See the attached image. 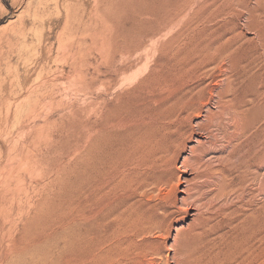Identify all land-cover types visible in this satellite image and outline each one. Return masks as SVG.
Here are the masks:
<instances>
[{"label":"rangeland","instance_id":"374dc122","mask_svg":"<svg viewBox=\"0 0 264 264\" xmlns=\"http://www.w3.org/2000/svg\"><path fill=\"white\" fill-rule=\"evenodd\" d=\"M32 1L25 18L26 44L20 48L17 38L16 52L0 64L2 77L8 76L0 79V110L4 115L9 100L7 126L23 143L30 129L22 118L30 109L33 133L44 126L46 140H35L33 146L39 160L36 171L27 174L29 162L18 161L25 183L34 186L36 202L28 217L21 213L14 244H4L0 264H176L175 255L192 249L197 233H209L211 239L232 237L235 210L250 220L264 211V157L257 162L259 169L243 165L237 171V160L230 166L229 176L239 177L238 198L231 187L215 190L214 181L197 193L198 180L187 165L202 148L207 150L203 160L210 158L208 164L218 166L217 153L232 131L229 100L235 94L264 103V0ZM22 9L12 0H0V34L17 28ZM168 111L174 114V126L166 130L165 147L156 156L159 166L153 171L140 168L142 189L129 200L131 158L141 157L140 142L148 127L158 134L156 120L163 122ZM83 119L99 132L93 178L105 200L96 209L104 214L109 209L116 216L133 202L152 217V226L158 222L156 229L133 238L135 244L143 243L142 251L107 254L108 241L99 242L103 228L94 231L83 222L90 213L80 196ZM111 161L114 169L107 179ZM16 191L24 199L23 189ZM199 200L203 204L198 206ZM51 209L61 219L36 234V225L45 223ZM113 215H104V223ZM242 230L237 233L242 235ZM259 238L261 243L251 240L252 245L239 242L238 255L230 246L228 258L241 260L245 246L253 251L259 245L264 261V228Z\"/></svg>","mask_w":264,"mask_h":264},{"label":"bare ground","instance_id":"6f19581e","mask_svg":"<svg viewBox=\"0 0 264 264\" xmlns=\"http://www.w3.org/2000/svg\"><path fill=\"white\" fill-rule=\"evenodd\" d=\"M32 2L34 3V1L32 0H12V3L15 6H18L23 9L20 10V14L18 16L19 22H18V26L16 25L17 28H14L11 34L9 33L5 35L0 34V64L2 60L7 59L9 57V54H13L14 52H16V50H14L15 47L14 41H16L17 38L21 40L20 48H23L24 45L26 44L25 42L26 37L24 36L25 20H26L25 18L30 16V7ZM5 70L7 71L8 68L6 67ZM7 77H8L7 75L2 77V72L0 71V79H6ZM11 94L13 95V93ZM27 103L30 104V101L27 100ZM6 105L7 106L5 108V111L3 109L4 115L3 112L0 110V258L4 244L7 242L14 244L15 235L18 232L19 223L24 219L23 216L21 218V213L22 215H24L25 218L28 217L29 213L34 207V203L36 202V196H35L36 193L34 190V186L31 185V183L28 184L25 183V176H23V174L20 171V168L18 166V161L19 160L21 161L22 159H26L27 162H29V167L26 170L27 174L34 172V170L36 171L39 166L38 163L39 160H38L37 152L35 151L33 146H35V140L36 141L39 140L38 144H41V142L44 143L46 140L45 139L46 134L44 133V126H39L37 128V133L36 134L33 133L34 128L32 129L30 123L28 122L31 118L30 109L24 114L22 118V121H24L23 122L24 127L26 124V127H28L27 129H30V131L26 135V140L23 143L17 140V138L14 137L15 135H13V132L11 130L12 128L9 126L11 128L10 129L7 126L8 117H9L8 115H10L9 106L11 105L9 100H7ZM17 105L18 104L15 105V109L19 106ZM229 108L230 111L232 109L234 113V115L231 117V124H230L232 131L228 132V134L225 135V139H226L225 147H223L221 151L218 150L219 153H217L218 155L216 156V161L218 166L215 167L212 164H208V159L210 158H207V162H205L206 160H203L204 159L203 157L207 150L202 148L201 149L199 148L198 151L199 153L197 152V154L195 155V159H193V163L192 164L187 163V165L195 173V178L193 179L198 180V183L196 182L194 186V189L197 190V193L201 189H203V187L206 184H209L210 182L213 183L214 181L215 190H219L220 188L225 190L226 188L231 187L233 193H235L236 197L238 198L239 177L237 175L230 177L227 172H230V168L234 165L235 160H237V163L234 169H237L238 171L239 168L243 167V165H245L246 168H250L253 165H257L258 160L264 157V112L261 113L262 111L261 109L264 108V103L260 102L258 105L254 101V99L253 100L250 99L249 101H247V99H245V97H243L241 94H235L231 99V101L229 100ZM18 112L19 111L15 110V112L12 114L14 120L17 119L16 116H18ZM173 118H174V114L168 111L166 115L163 116V120H164L163 122L160 123L158 119L156 120L157 121L156 127H158L157 128L158 134L153 133L154 129L152 126L148 127L149 132L147 133V137L145 138V140L140 142V144L142 145L141 157L131 158L132 168L129 173L130 178H128L129 180L127 184V189H128L127 198L129 200L134 199L142 189L141 188L142 182L140 184V182L138 181V172L140 168H146L149 171H153L158 168L159 164L157 163L156 156L159 154L162 147L163 148L165 147V143H163L165 142L164 139H167L169 136V133L166 132V130L172 127L173 125L172 123L174 120ZM42 122L43 125L46 124L45 120H43ZM211 125L213 126L214 124ZM160 127L162 128L161 130L165 131L164 133L159 132ZM94 129H95V125L93 122H90L87 119L82 120L81 123L82 170H81V178H80V185H81L80 196H81V202L83 203V209L85 210L86 207L90 208L89 215L83 216L84 219L83 222L90 223V226L94 231L96 229H100L101 227L103 228L102 231L104 232V236L102 235L103 237H101L99 242L108 241L107 243L108 250L105 251L107 254L111 252L113 253L115 250L129 251V248L130 249L135 248L137 250H140L142 249L143 243L135 244L133 238L134 237L136 238L135 235L138 233L140 235V233H146L153 230L154 228L156 229L158 227V222L157 223L155 222V225H157V227H154V225L152 226V224L150 223L152 217L150 215L145 214L143 209L137 205H134L133 202L129 204L126 211H122L118 213L116 216H114L113 212H111V210L109 209L105 211V214L104 212L98 211V209H96L99 207L100 201L105 200V194H101L99 192L100 189L98 188L97 184L94 182V178H93L95 164H96V160H95L96 143H97L96 134L99 133L98 130L96 131V129L95 130ZM48 135L49 134H47V136ZM168 141L170 142V138L168 139ZM214 144H216V142L215 143L213 142L212 146ZM179 146L181 147L182 144L179 143ZM226 147H229V150L224 152V148ZM192 150L194 153L196 152V149H192ZM223 153H225L224 156ZM205 156H207V154ZM134 163L136 164V166H134ZM255 168L257 169L258 165ZM113 169L114 166L111 161V163H109L107 166V171L104 173V175H107V179L113 173ZM237 171L235 172L237 173ZM92 172H93V176L91 175ZM39 174L41 175V179L43 180L42 185L45 186L46 178L44 176L45 169L43 167L40 169ZM199 179H202L203 182L200 183ZM175 185L172 182L170 183L171 191H174ZM21 188L23 189L24 199H22V197H19L16 191V189L21 190ZM198 202H199L198 206L199 204L200 205L203 204L201 200H199ZM23 208H25V210L20 212V210H22ZM104 215L106 218H109L111 217V215H113L114 218L112 219V221H109V223H104V218H103ZM61 216L62 215L54 212L52 209L47 211L46 214L44 215L45 223L37 224L35 233L37 234L41 229H45L47 224L50 225L51 223L56 222L57 219H61ZM230 224H232V230L235 231V234L230 238L224 235L225 237L219 236L211 239L210 238L211 236L209 237L210 235L209 233L208 234L205 232L197 233L198 235L196 236L198 237L197 240H195L194 242V247L192 249L190 248L185 249V253L183 254V256H180L178 254L180 256L178 257L175 255L176 264H229L230 261L229 259H231V261L233 260L234 262H237L236 264H251V263L258 264L259 260L263 261L262 250L261 248H259V245L257 248H254L253 251H251L247 246H245L244 248L245 250L244 249L242 250H244L246 255H244L241 260H240L241 256L239 255L240 257L238 260L236 255L240 253L237 252L238 249H236V245L239 242H241L240 244L243 243L244 246L247 243H250L251 240H254L256 242L262 241L259 238V234L261 229L264 228V211L257 212L254 220H250L248 217L245 218L242 217L241 210L239 211L235 210V214H232V217L230 219ZM242 227H243L242 231H244V233L240 235L237 233V231ZM230 246H235L232 248L233 249L235 248L236 250L235 252L237 253L236 255L234 254L235 257L228 258L227 255L229 254V252L227 253L228 248L229 251L233 253V250H231ZM94 247H96L95 243L92 244L91 247L92 249L90 248V250H93ZM241 247L238 246V248ZM106 253H104V256H106L105 255ZM261 263L262 262H260V264Z\"/></svg>","mask_w":264,"mask_h":264}]
</instances>
